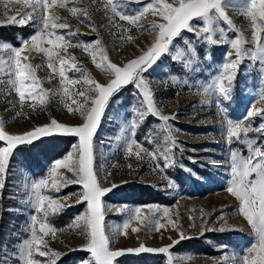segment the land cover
Returning <instances> with one entry per match:
<instances>
[{
	"label": "rangeland",
	"instance_id": "rangeland-1",
	"mask_svg": "<svg viewBox=\"0 0 264 264\" xmlns=\"http://www.w3.org/2000/svg\"><path fill=\"white\" fill-rule=\"evenodd\" d=\"M45 2L49 4V17L58 18V24H67L66 28L52 30L54 36L65 38L64 47L55 49L68 61L63 66L67 77L63 81L59 75V60L54 57L49 61L43 52L31 48L30 37L42 28ZM149 2L0 0V27L12 28L19 43L18 46L5 43L7 34L0 32V68L4 69L0 71V127L8 135H23L36 127L50 125L53 119L66 126L83 124L96 97L95 83L107 85L114 78L105 71L106 62L102 57H107V63L123 67L155 43L159 30L151 26L165 23L159 16L146 13L136 25L119 19L120 15L139 14ZM165 2L174 6L179 4V0ZM62 3L64 7L60 6ZM224 4L233 27L217 18L212 30L201 33L199 38L196 32L182 30L153 68L143 74L153 104L162 116L169 117L167 122L148 111L141 90L134 83L116 92L105 107L93 137V170L100 185L111 189L101 198L105 235L109 238L110 250L125 253L116 258L114 264H125L119 258L161 254L128 251L141 245L154 250L167 247L169 252L163 254L167 264L169 260L171 264H244V257L257 243L251 225L239 211L240 201L227 188L232 181L231 151H236L238 158H247L249 141L254 147L264 149V132L256 131L264 125V116L249 118L247 115L254 108L264 109L261 100L264 80L260 78L259 60H252V55L257 54L256 44L252 40V20L246 14L251 0H224ZM72 8L77 11L71 12ZM24 12H31L36 19L29 20L25 26L7 23L8 17ZM191 23L203 27L204 22L195 18ZM30 32L28 37L22 36ZM238 35L243 39L245 54L236 69L230 99L224 100L216 90L217 79L223 64L236 58L235 50L224 41ZM208 36L213 42L207 41ZM261 37L264 39V32ZM4 44L9 47L4 48ZM13 47L24 48L21 55L27 60L22 61V66H28L36 78V83L26 82L35 92L23 105L9 83V79L15 80L14 72L11 76L5 75L13 67L9 63ZM42 47L53 46L44 43ZM228 53H231L230 57ZM93 55L101 68L93 63ZM72 63L75 68H69ZM67 80L78 83L69 84ZM89 80L93 83H88ZM81 92L83 96L79 94ZM229 121L250 130L241 131L230 143L227 136ZM133 124L136 126L134 134ZM56 136L62 135L41 137L33 143ZM74 139L75 145L66 156L50 163L40 159V163L45 164L40 175H32L27 161L16 154L10 160L6 175L0 176V180H4V187L0 189V264H24L21 256L34 231L45 241L42 245L45 251L50 249L60 254L56 264H66L61 261L66 255L75 254L68 264H82L90 257V253L80 251L87 243L82 234L83 224L76 226L78 218L87 210L86 202H77L82 186L64 183L76 180L75 173L67 168L57 169L56 175H52L53 165L70 153H74L72 160L78 161L74 146L79 141L78 137ZM130 141H135L154 157L142 152L141 158L137 159L134 155L136 143L132 144L133 154L129 155ZM0 146L6 145L0 142ZM41 180L48 183L38 188ZM54 180L62 184L59 192L52 186ZM40 196L58 201L62 208L55 213L49 209L45 218L43 212L37 211ZM79 205L81 211L77 213L73 207ZM44 207L47 208V202ZM136 209H140L139 217L135 216ZM63 219L64 226L51 224L52 220L59 224ZM41 223H47L56 232L43 235L39 230ZM125 224H128L127 228H124ZM132 228L137 231L133 232ZM33 258L41 264L49 261L48 256L41 257L35 251Z\"/></svg>",
	"mask_w": 264,
	"mask_h": 264
},
{
	"label": "snow or ice",
	"instance_id": "snow-or-ice-1",
	"mask_svg": "<svg viewBox=\"0 0 264 264\" xmlns=\"http://www.w3.org/2000/svg\"><path fill=\"white\" fill-rule=\"evenodd\" d=\"M39 2V0H37ZM139 2V0H137ZM111 3V0H109ZM44 16L41 21L42 28H40L36 34L30 37L31 48L37 52H43L51 61L54 57L59 60L61 65L59 69V75L63 80H66V69L63 67L68 64V61L59 56V52L55 51L56 48L64 47V36L55 35L53 29L66 28V23H57L56 17H49L48 8L49 4L44 3ZM64 7V4H60ZM224 0H179L178 6H174L173 3L165 2V0H150L139 11V14L135 16L120 15L121 21H127L129 24L136 25L146 13H151L154 16H159L165 23L152 24V29H158V35L156 36L155 43L148 48L146 52L140 55L138 58L130 60L123 67H118L115 64L107 63V57L103 56L102 60L106 62L105 71L114 76L113 79L107 85H101L95 83L94 91L96 97L92 100L91 110L87 113L84 123L80 126H66L58 123L55 119L51 121L50 125L36 127L35 129L25 132L23 135H8L2 127H0V142H4L6 146H0V176H5L10 165V160L13 157L14 150L19 145L32 144L34 141L41 137L51 136L53 134H59L62 136L78 137V145L74 146L78 152V161H73L72 157L74 153H70L65 159L57 161L52 168V175H56V170L60 168H67L76 175V180L64 181V183H78L82 186V191L78 195L77 202H86L87 210L81 215L76 226L80 227L83 224L82 234L87 241L86 245L80 249V251L90 253V257L82 261V264H114L116 258L123 256L125 253L122 250H110L109 238L105 235V229L103 225V212L101 198L106 195L111 189H104L97 178L93 170V137L99 126V122L103 116L105 107L108 104L110 97H112L121 88L135 84L138 89L141 90L144 102L147 104L148 111L158 117L160 120L167 122L169 117L162 116L155 108L152 100V96L147 90L144 82L143 74L148 72L156 64L157 60L168 51L169 45L173 39L180 36L182 30L190 32H196L197 37L201 36V33H209L212 30L213 21L217 18L226 22L229 27H233L232 21L228 18L224 11ZM71 12H76V8L70 9ZM115 12V9H112ZM214 12L215 15L209 14ZM85 16L88 12L85 11ZM252 20V40L256 44V53L252 55V60H259V73L261 80H264V39L261 37V32H264V0H251V7L246 13ZM195 18L203 20V27H199L191 23ZM36 18L31 12H24L18 14V16L8 17L7 23L18 24L19 26H25L29 20H35ZM259 21V23H257ZM199 28V30H197ZM54 36V39L51 38ZM221 39L223 40V30L221 29ZM208 42H213L212 37H207ZM230 43L231 49L235 50L236 58L223 64V71L219 74L216 83V90L220 97L224 100L230 99L231 86L236 75V69L238 68L241 57L245 54L243 48V39L238 35L235 39L230 41H224ZM47 43L52 45L51 48H43L42 45ZM99 44V41L96 42ZM218 43V41H217ZM4 48H8L9 45L4 44ZM66 50V49H65ZM87 50V49H86ZM24 48H11L12 55L9 63L13 66L9 68L5 75H15V80L9 79V83L15 89L21 104L27 98L33 97L35 89L31 87L27 81L36 83V78L33 71L28 66H22V61L27 60L26 56H22ZM102 52V50H101ZM231 56V53H228ZM74 59V58H73ZM93 63L97 68H101V63H97L95 55L92 56ZM49 67L56 69L51 63ZM75 63L69 65V68H75ZM79 70V69H77ZM0 71L4 69L0 68ZM69 84L78 83L75 80H67ZM226 82V83H225ZM88 83H93L88 81ZM67 93V89H65ZM81 96L83 92L79 93ZM43 93L41 99H43ZM264 101V96L261 97ZM71 111V109H69ZM83 115L84 113L81 112ZM248 117L256 115L264 116V109H253L247 113ZM173 119L175 117H172ZM135 124L132 125L133 134L135 133ZM250 129L243 128L240 123L228 122L227 136L231 143L233 137H239L241 131L247 132ZM256 131L264 132V125H261ZM135 141H130L128 145V154L132 155V144ZM137 151L134 153L137 159L141 158L142 152H147L149 156L154 157V154L148 152L147 149L136 143ZM248 148L250 155L247 158H238L236 151H231V186L227 188V191L240 201V213L245 217L248 224L251 225L253 232L257 237V243L253 244L249 249L248 256L244 257V264H264V149L260 147H254L251 141L248 142ZM167 160L168 157H165ZM159 167V165H156ZM168 165L166 164L165 167ZM254 178H251L253 177ZM63 178H61L62 180ZM48 181L41 180L37 187L46 186ZM55 191L59 192L62 184L57 181H53L52 184ZM4 187V180H0V189ZM115 187V185L113 186ZM47 202V208L44 207ZM62 208V205L48 196H40L37 206V211L43 212L44 217L49 215V209L55 213ZM140 209L135 210V216L139 217ZM164 215L167 216L168 212L165 210ZM35 220V217H33ZM128 224L124 225L127 228ZM159 228V225L157 226ZM40 232L43 235L49 233L54 234L56 229L50 227L47 223L40 224ZM133 232H136V228H132ZM183 238V236L181 237ZM42 245H45V241L41 236H37L35 231L32 234V239L26 242L21 259L24 264H41V261L33 258V253L41 257L48 256V264H56V259L60 256L59 253L52 252L50 249L45 251ZM138 253L143 252H158L161 254H167L169 249L167 247L160 248L158 250L149 249L141 245L138 249L128 250ZM168 264H171L169 260Z\"/></svg>",
	"mask_w": 264,
	"mask_h": 264
},
{
	"label": "trees",
	"instance_id": "trees-1",
	"mask_svg": "<svg viewBox=\"0 0 264 264\" xmlns=\"http://www.w3.org/2000/svg\"><path fill=\"white\" fill-rule=\"evenodd\" d=\"M0 32H3L7 34L6 38H4V42H8L12 44L13 46H18L19 43L16 42L15 39V33L12 28L9 26H1L0 27ZM30 33L27 34H22L24 37H28ZM191 42V41H190ZM75 139L74 137L71 136H56L52 139H46L43 141L35 142L32 144L28 145H22L17 148V150L14 152L13 157L18 154L21 160L27 161L28 163V169L32 173V175H40V173L43 171L45 164L40 163V159H46L48 163L53 162L54 160H57L61 157L66 156L69 151L71 150L72 146L75 145ZM41 147V148H39ZM39 148V149H37ZM37 149V150H35ZM37 173V174H35ZM176 182L177 179H174ZM179 183V182H178ZM77 209V213L81 211V207L76 206L73 207ZM83 211V209H82ZM65 216V215H63ZM59 217V216H58ZM65 218L70 219V217L65 216ZM51 224L54 227L59 226H64V219L61 221L59 224L54 223L52 220ZM195 246L196 243L194 244ZM193 250V249H191ZM196 251V250H194ZM197 252V251H196ZM75 253V252H74ZM77 253V252H76ZM88 254V253H87ZM85 253V255L87 256ZM73 255H66L63 258H61V261L68 264L70 262V258H72ZM120 262H123L125 264H167V259L165 255L163 254H151L147 253L146 255H140V256H131L130 258H119L118 259Z\"/></svg>",
	"mask_w": 264,
	"mask_h": 264
}]
</instances>
